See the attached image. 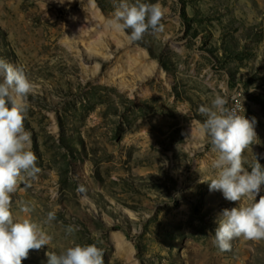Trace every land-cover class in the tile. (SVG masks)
<instances>
[{
    "label": "rangeland",
    "instance_id": "374dc122",
    "mask_svg": "<svg viewBox=\"0 0 264 264\" xmlns=\"http://www.w3.org/2000/svg\"><path fill=\"white\" fill-rule=\"evenodd\" d=\"M158 2L164 30L134 42L108 23L120 0H0V58L34 84L24 126L41 169L12 211L53 237L22 264L93 243L104 264H264V240L214 244L223 210L254 200L210 191L199 111L220 95L254 119L246 167L264 166V0Z\"/></svg>",
    "mask_w": 264,
    "mask_h": 264
},
{
    "label": "clouds",
    "instance_id": "9594fccd",
    "mask_svg": "<svg viewBox=\"0 0 264 264\" xmlns=\"http://www.w3.org/2000/svg\"><path fill=\"white\" fill-rule=\"evenodd\" d=\"M165 14L166 9L158 0L154 4L120 0L114 18L108 23L115 30L131 29L129 39L135 42L150 30L162 32ZM33 90L34 84L22 67L0 58V264H22L31 250H40L53 239L38 223L27 216L16 219L12 211V194L18 185L38 179L41 172L37 156L31 150V132L24 126L29 108L27 97ZM226 105L227 100L216 95L210 106L202 105L199 109L206 117L201 131L210 138L212 151L216 153L212 164L216 174L209 188L221 191L232 202H241L243 198L254 202L223 210L214 235V244L222 252L231 251V242L236 238L264 240V195H260L264 166L255 157V163L246 167L244 156L250 146L260 143L255 120ZM20 211L27 214L31 208L24 205ZM55 218L56 213L50 211L45 223ZM67 231L71 234L74 228L69 226ZM45 255L47 264H104V251L97 243L76 244L62 254L47 251Z\"/></svg>",
    "mask_w": 264,
    "mask_h": 264
},
{
    "label": "bare ground",
    "instance_id": "6f19581e",
    "mask_svg": "<svg viewBox=\"0 0 264 264\" xmlns=\"http://www.w3.org/2000/svg\"><path fill=\"white\" fill-rule=\"evenodd\" d=\"M105 27H107V24L105 25ZM119 243H120L121 247H123V248L125 247V239L123 237H120ZM125 249L129 251L130 247H126Z\"/></svg>",
    "mask_w": 264,
    "mask_h": 264
}]
</instances>
